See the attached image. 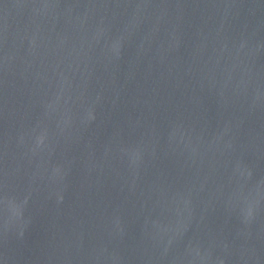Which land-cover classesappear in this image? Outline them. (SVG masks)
<instances>
[{
    "label": "water",
    "instance_id": "water-1",
    "mask_svg": "<svg viewBox=\"0 0 264 264\" xmlns=\"http://www.w3.org/2000/svg\"><path fill=\"white\" fill-rule=\"evenodd\" d=\"M0 264H264V0H0Z\"/></svg>",
    "mask_w": 264,
    "mask_h": 264
}]
</instances>
